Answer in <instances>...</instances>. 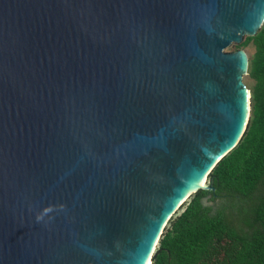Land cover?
Listing matches in <instances>:
<instances>
[{
    "label": "water",
    "instance_id": "1",
    "mask_svg": "<svg viewBox=\"0 0 264 264\" xmlns=\"http://www.w3.org/2000/svg\"><path fill=\"white\" fill-rule=\"evenodd\" d=\"M263 25L264 0H0V264H154L247 129L226 49Z\"/></svg>",
    "mask_w": 264,
    "mask_h": 264
},
{
    "label": "trees",
    "instance_id": "2",
    "mask_svg": "<svg viewBox=\"0 0 264 264\" xmlns=\"http://www.w3.org/2000/svg\"><path fill=\"white\" fill-rule=\"evenodd\" d=\"M250 46L247 129L210 174L214 190H200L163 233L154 264H264V25L230 49Z\"/></svg>",
    "mask_w": 264,
    "mask_h": 264
},
{
    "label": "rangeland",
    "instance_id": "3",
    "mask_svg": "<svg viewBox=\"0 0 264 264\" xmlns=\"http://www.w3.org/2000/svg\"><path fill=\"white\" fill-rule=\"evenodd\" d=\"M245 39H246V37H245ZM231 47H229V48H227L226 49V51L227 52H233V51H231V49H230ZM253 49H254V47L253 46H250L249 48H247L246 49V53L248 54V56L250 57L251 56V54L253 53ZM244 82H245V84H246V86L248 87V89L251 91V88H252V86H253V82L252 81H250L249 79H248V77L247 76H245L244 77ZM210 185V179L208 178V181H207V183H206V186H209ZM199 192V191H198ZM197 192V193H198ZM197 193H195V194H193V196L191 197V198H189L187 201H186V203H184V205L180 208V210H178V212L173 216V218L168 222V224H167V226H165V229H164V233L171 227V224H172V222L183 212V210L185 209V207L192 201V199L194 198V196L197 194ZM207 205H211V203H207ZM160 243V242H159ZM159 248V244L157 245V247H156V252H157V249ZM156 254V253H155Z\"/></svg>",
    "mask_w": 264,
    "mask_h": 264
},
{
    "label": "bare ground",
    "instance_id": "4",
    "mask_svg": "<svg viewBox=\"0 0 264 264\" xmlns=\"http://www.w3.org/2000/svg\"><path fill=\"white\" fill-rule=\"evenodd\" d=\"M207 181H208V178L207 177H204L203 179H201L199 182H198V184L196 185V187L194 188V190H196L200 185H206V183H207ZM196 193V192H195ZM194 193V194H195ZM193 194H191V195H189L187 198L189 199L191 196H192ZM187 199V200H188ZM178 212V211H177ZM168 224V223H167ZM167 224H166V226H167ZM148 264H151V262H149Z\"/></svg>",
    "mask_w": 264,
    "mask_h": 264
}]
</instances>
